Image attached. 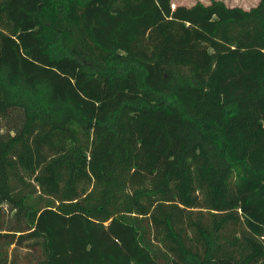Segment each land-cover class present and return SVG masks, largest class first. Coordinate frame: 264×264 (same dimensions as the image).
I'll use <instances>...</instances> for the list:
<instances>
[{
    "label": "trees",
    "instance_id": "16d2710c",
    "mask_svg": "<svg viewBox=\"0 0 264 264\" xmlns=\"http://www.w3.org/2000/svg\"><path fill=\"white\" fill-rule=\"evenodd\" d=\"M0 264H264V0H0Z\"/></svg>",
    "mask_w": 264,
    "mask_h": 264
},
{
    "label": "rangeland",
    "instance_id": "374dc122",
    "mask_svg": "<svg viewBox=\"0 0 264 264\" xmlns=\"http://www.w3.org/2000/svg\"><path fill=\"white\" fill-rule=\"evenodd\" d=\"M210 1L211 0H171L172 7L180 4L191 6L196 2L208 4ZM221 1H223L227 6H239L244 9H249L252 6H255L259 0H221Z\"/></svg>",
    "mask_w": 264,
    "mask_h": 264
}]
</instances>
